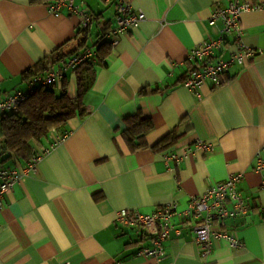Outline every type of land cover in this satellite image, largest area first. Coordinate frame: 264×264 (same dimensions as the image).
Segmentation results:
<instances>
[{
  "label": "crops",
  "instance_id": "obj_1",
  "mask_svg": "<svg viewBox=\"0 0 264 264\" xmlns=\"http://www.w3.org/2000/svg\"><path fill=\"white\" fill-rule=\"evenodd\" d=\"M50 1L0 0L1 98L27 89L33 70L45 75L44 65L58 67L56 50L70 58L116 24L118 0H84L95 17L88 32L79 31L75 14H52ZM124 1L146 19L121 34L92 82V71H83L90 83L83 113L43 142L33 140L32 155L49 151L5 194L0 264H154L138 255L154 245V233L124 224L120 212L149 214L171 202L182 211L235 173L244 175L247 215L216 220L212 251L204 254L195 230L202 217L176 214L164 264H264V10L244 12L240 22L243 42L262 51L233 64L221 85L193 92L185 86L190 50L220 38L215 58L228 59L238 49L236 33L210 21L230 0ZM79 75L71 69L51 87L75 97ZM2 115L0 167L25 166L32 155L19 158L3 149ZM138 115L154 123L141 148L125 133L127 120ZM218 232L232 233L242 245Z\"/></svg>",
  "mask_w": 264,
  "mask_h": 264
},
{
  "label": "built area",
  "instance_id": "obj_2",
  "mask_svg": "<svg viewBox=\"0 0 264 264\" xmlns=\"http://www.w3.org/2000/svg\"><path fill=\"white\" fill-rule=\"evenodd\" d=\"M111 1V0H106ZM49 10L52 14L60 16L64 10L78 16L82 28H87L93 21V14L86 7L85 1L80 0H54L49 3ZM116 24L104 35L105 40H109L113 46L120 42L121 34L137 27L146 19V13L136 10L134 6L124 0L116 3ZM250 10H264L263 3H253L249 0H230L227 7L219 8L211 18V23L221 20L224 24L223 31L226 34L236 33V44L238 49L232 52L231 57L215 58V49L223 43V38L214 41H205L190 50L188 60L191 68L185 80V86L193 92H198L205 84L210 83L212 87L222 84L223 77L227 74L233 64H244L245 58H253L261 49H255L243 42L244 30L241 27V18L244 12ZM95 47H86L76 52L67 62H62L58 67H53L46 75H35L28 80L27 89H17L15 92L0 97V110L3 112H16L27 94L39 86L52 85L63 81L69 70L77 68L97 55ZM64 134L63 137H66ZM206 149L210 147L204 142L200 144ZM34 153L27 164L22 167H0V210L4 207L5 194L11 192L15 185L21 181L31 170L37 169L45 153ZM177 159L181 156L175 155ZM264 166V161L260 163ZM243 173L231 174L226 180L213 183L209 188L191 202L187 209L177 210V203L171 202L154 212L146 214L139 210L122 211L118 219L130 226H144L147 232L154 233V245L145 246L139 249L138 255L156 259L154 264H164L166 256L165 242L170 238L173 228V217L178 214L181 217L194 216L202 217L203 221L195 226L197 240L202 247L204 254L212 251L213 226L216 220L227 217H237L247 215L249 204L240 183L243 180ZM264 184V181H263ZM232 202V207H228L227 202ZM218 234L231 241L233 246H241L242 242L232 233L218 232ZM69 264V263H65ZM113 264H122L117 261Z\"/></svg>",
  "mask_w": 264,
  "mask_h": 264
},
{
  "label": "trees",
  "instance_id": "obj_3",
  "mask_svg": "<svg viewBox=\"0 0 264 264\" xmlns=\"http://www.w3.org/2000/svg\"><path fill=\"white\" fill-rule=\"evenodd\" d=\"M90 12L93 14V21L91 25L85 29L80 25V32H88L93 25L95 17L94 13L92 11ZM109 29L104 31L102 37L94 46H88L95 47L98 54L74 69L78 73L80 72V91L77 96L72 97L66 88L61 92H57L50 85L39 86L32 89L27 94L26 98L20 104L18 111H2L3 149L5 152L10 151L11 154L19 158L31 156L33 151V140L43 142L44 138L49 137L51 130L56 127L64 128L69 119L83 113L85 95L90 87L88 76L85 78L83 71H86L87 74L92 71L90 74V82H92L96 66L107 65V58L110 56L113 48L112 43L104 39V35ZM59 50H56L54 54L56 59L61 60L60 65L62 62H67L74 55L72 54L70 58H66L64 57L65 53L62 51L59 52ZM53 67L54 66L48 67L44 65L42 68L47 69L46 72L48 73ZM32 72L33 76L40 75L34 74L36 73L35 70ZM47 73H45V75ZM127 122L128 127L125 133L129 143L136 148L145 146L147 144L145 137L147 133L154 128L153 121L138 115L132 116Z\"/></svg>",
  "mask_w": 264,
  "mask_h": 264
}]
</instances>
